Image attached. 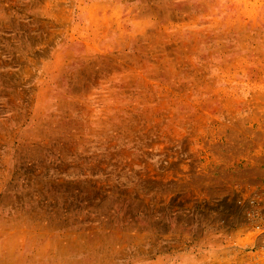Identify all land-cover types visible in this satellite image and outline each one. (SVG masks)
<instances>
[{
    "label": "rangeland",
    "instance_id": "374dc122",
    "mask_svg": "<svg viewBox=\"0 0 264 264\" xmlns=\"http://www.w3.org/2000/svg\"><path fill=\"white\" fill-rule=\"evenodd\" d=\"M0 264H264V0H0Z\"/></svg>",
    "mask_w": 264,
    "mask_h": 264
}]
</instances>
